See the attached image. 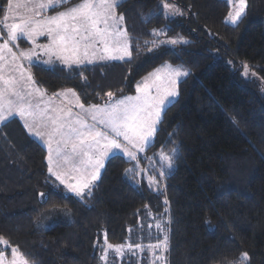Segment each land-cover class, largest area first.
<instances>
[{
  "label": "trees",
  "instance_id": "1",
  "mask_svg": "<svg viewBox=\"0 0 264 264\" xmlns=\"http://www.w3.org/2000/svg\"><path fill=\"white\" fill-rule=\"evenodd\" d=\"M7 1L0 0V15ZM166 1L181 8L180 18L165 17ZM120 5L116 12L125 17L131 50L139 49L129 63L82 72L35 65L31 72L48 92L72 89L83 104L93 105L108 100V92L112 98L134 94L136 82L166 62L190 70L179 83V102L167 111L155 146L146 152L156 162L159 154L170 158L179 148L163 189L158 186L162 193L136 185V173L126 174L134 163L122 155L106 163L89 198L66 195L60 186L54 190L46 149L14 118L0 127V236L28 264H101V232L108 243L123 244L140 212L163 198L169 210L167 264H264V93L243 81L239 69L248 64L264 81V0H246L235 26L225 22L226 0ZM166 26L168 36L188 43L148 51L153 31ZM40 193L49 194L47 203ZM50 210L68 211L70 221L36 230Z\"/></svg>",
  "mask_w": 264,
  "mask_h": 264
},
{
  "label": "snow or ice",
  "instance_id": "2",
  "mask_svg": "<svg viewBox=\"0 0 264 264\" xmlns=\"http://www.w3.org/2000/svg\"><path fill=\"white\" fill-rule=\"evenodd\" d=\"M12 3L13 0H8V10H11ZM228 3H238L235 13L229 11L226 18L227 22L236 25L244 14L246 0H228ZM69 4L70 0H34L31 16L21 18L19 23H0V29L7 30V38L0 44V84L3 85L0 87V126L18 117L28 134L38 138L47 147L48 155L45 159L49 177H54V190H59L62 185L66 195L73 194L83 201L90 197L97 186L96 182L100 180L106 163L113 158H120L117 153L126 156L128 161L137 162L135 168L126 169V174L139 170L140 157L137 153H145L155 146L156 135L167 111L179 102L178 83L190 73L182 64L173 67L166 62L136 82L135 95L112 99L113 93L108 92L110 99L103 106L93 104L87 109L77 97V106L83 111V115H74L71 108L65 110L42 107V99L34 103V93L43 92L31 73L26 74L20 70L25 67L18 63L20 58L28 61L27 67H35V56L38 62L51 70L59 67L63 71L75 66L81 68L82 72V66L92 65L94 62L129 63L133 59V51L139 55L138 47L130 50L129 35L121 24L125 19L124 15H117L120 0H80L73 6ZM61 8L63 10H58ZM49 9L55 14L48 15ZM163 9L165 17L169 19L182 14L181 9L169 3H164ZM7 19L6 13L4 21ZM167 31L170 29L166 26L165 29L154 30L152 35H166ZM40 37H46L47 42L38 43ZM20 40L30 42L32 47L14 52L13 47L19 48L17 42ZM187 43L183 37L177 36L163 41L153 40L151 46L146 44L145 47L151 52L161 47ZM41 56H46L47 59L39 60ZM5 69L9 73L7 77ZM17 71L19 76L13 75ZM67 92L76 96L72 89ZM54 95L59 96L60 93ZM53 140L57 144L55 149L52 147ZM178 152V147L173 149L167 166L169 170L173 167L171 161ZM153 159L155 157H143L146 165ZM160 177L169 178V173L162 170ZM55 181L59 185H55ZM154 183L155 177L149 182V187ZM39 195L41 202L47 203L49 194ZM164 203L167 205L168 201L165 200ZM167 211L165 208V212ZM157 227L162 234L167 231L163 224H158ZM105 244L107 249H114L117 253L124 249L123 244L114 246L107 240ZM0 245H4L5 250L11 248L13 259L10 264H27L23 259L17 260L18 249L11 247L9 241L2 236ZM128 247L131 249L133 246ZM134 247L141 249L139 243ZM147 247L166 253L169 237L163 235L162 240L150 243ZM243 255L247 258V253ZM4 258V251H0V264H4Z\"/></svg>",
  "mask_w": 264,
  "mask_h": 264
},
{
  "label": "rangeland",
  "instance_id": "3",
  "mask_svg": "<svg viewBox=\"0 0 264 264\" xmlns=\"http://www.w3.org/2000/svg\"><path fill=\"white\" fill-rule=\"evenodd\" d=\"M123 1L124 0H120V3ZM226 1L228 2V0H226ZM78 3L79 2H77L75 4H78ZM164 3H169L171 5H175L177 8L181 9L175 3H170L167 1ZM75 4H73V5H75ZM17 5L21 9L22 6L25 4L17 2ZM73 5H70V6H73ZM229 6H230V11L235 13V11L238 8V3H233L231 5L229 4ZM59 10H63V8H61ZM169 11H171V10H169ZM164 12H165V10H164ZM245 12H246V6H245V11H244V14L242 15V17L245 15ZM6 13H8V1H7V6L5 8L4 13L0 15V23L8 22V19H9V21H11V20H16V18H18L16 16V14H13V15L9 16L11 18H8L7 21H4V17L6 15ZM182 14H177L174 17H172L170 19L167 18V19L168 20L178 19L182 16ZM240 20L237 21V24L240 22ZM225 22L228 25L235 26V25H232L230 22H227L226 20H225ZM121 24H122V27H124L123 21L121 22ZM123 29L125 30V27ZM160 29H165V27L158 28L155 30H160ZM154 37H155V40H158V41H163L166 39L175 38V37L168 36V34L160 35V36H154ZM6 38H7V32L5 31V29H0V40L2 42H4V39H6ZM184 40H186L188 42L187 39L184 38ZM129 42H130V50H131L130 38H129ZM17 43L19 44V46L22 49H25V47H27V43L25 40H20ZM176 46H179V45H176ZM176 46H168V47L175 48ZM35 65H40V64L35 63ZM172 66L176 67L179 65H172ZM245 66H247V68H245ZM29 68H30V72H31V67H29ZM184 69L187 70L190 74L192 73L186 67H184ZM239 69H240V76H241L243 81H245L246 83H249L251 85L256 86L257 88H259L261 90L262 93H264V81L256 74V72L254 70H252L249 67L248 64L243 63ZM31 74H32V72H31ZM5 76H6V74H5ZM32 76H33V74H32ZM185 78L186 77L182 78V80ZM179 83H178V87H179ZM0 87H3V85L0 84ZM66 90H68V89H66ZM62 91H64V90H62ZM135 94H136V92L134 93V95ZM118 98H120V97H117L116 99H118ZM112 99H114V98H112ZM108 100H106L105 102H107ZM105 102H103V103L105 104ZM103 103H101V104H103ZM146 152L142 153V154L137 153V155L140 157V162H139V170L136 172V175H135L136 178H135L134 183H136V185L141 186V187H142V184L146 183L148 192H152L155 196H158L159 194L162 193V190L161 189L159 190L158 186L161 187L162 189L164 187V179H162L160 177V172L163 170V171L169 173L173 169V167L171 168V170L168 169L167 166H168L170 160H169V157L167 155H164V154H159L156 162H151V161H153V160H151L146 165L144 160H143V157L146 156ZM117 155H122V154L117 153ZM124 157L127 159L126 156H124ZM152 157H154V156H152ZM133 163H134V166L132 168H135L137 162L133 161ZM171 163H172V161H171ZM157 164H159V166H157ZM141 176H143L144 178H142ZM153 177H155L156 183H154L152 185V187L150 188L149 182L152 180ZM159 201H160V204H158L157 206L148 205L142 210V212H140L137 225L128 229V237H127L126 241L123 243L124 249L121 253L115 252L114 249H107V245L105 244L106 233L104 230L101 232L99 240H98V247H99V251H100L101 264H167L168 263L167 262L168 251L166 253H161V251L159 249L151 250L147 247L148 244H150V243H157L158 241L162 240L163 235H167L169 237V210L167 212H165V208L168 209V207H167V205H165V203H164L165 200L163 198L160 199ZM67 213H68V211H66V210H55V211L50 210L48 212H44L42 217L37 221L35 229L38 231H45V230L50 229L52 226H54L58 223H67L70 221L69 214H67ZM158 224L165 225L167 228V231L162 234L160 229L157 227ZM137 243H139L141 245V249H136L134 247L135 244H137ZM118 245H120V244H118ZM129 245H132L133 247L130 249L128 247ZM114 246H116V245H114ZM3 249H5V246L0 245V250H3ZM6 251L9 252L11 254V256L10 257L4 256L5 257L4 258V264H10V261L13 259V255L11 253V248H8ZM4 253H5V251H4ZM102 256L104 258H102ZM157 257H160V258L157 259ZM16 258H17V260L23 259L21 257V255L19 254V252H18V255Z\"/></svg>",
  "mask_w": 264,
  "mask_h": 264
},
{
  "label": "crops",
  "instance_id": "4",
  "mask_svg": "<svg viewBox=\"0 0 264 264\" xmlns=\"http://www.w3.org/2000/svg\"><path fill=\"white\" fill-rule=\"evenodd\" d=\"M71 1V0H70ZM17 2H20L22 4H25L22 6V8L20 9L17 5ZM33 4H34V0H13V3H12V7H11V10H8V13H7V16L8 18H11L9 16L13 15V14H16V16L18 18H16V20H11L9 21L8 19V22H5V23H8V24H12V23H19L21 18H24V17H28V16H31L32 15V11H33ZM48 15H53L55 14L51 9L48 10L47 12ZM118 15V14H117ZM123 25H124V21H123ZM124 28V27H123ZM7 32V30H5ZM47 42V38L46 37H40L39 40H38V43H46ZM3 42L0 40V44H2ZM27 47H25V49H22L20 46L19 48H16V47H13V51L14 52H19V50H27L29 48L32 47L31 43L30 42H27ZM12 45L10 44V47ZM37 51H39V49H37ZM4 55L7 57L8 54L7 52L4 53ZM42 59H47L46 56H41L39 57V60H42ZM54 59V58H53ZM33 62L34 63H39L40 65H43L45 66L43 63H40L38 62V58L37 57H33ZM112 62H119V61H112ZM4 63H7V61H4ZM18 63L21 64V65H24L25 67L20 69L21 71H25L26 74L27 73H31L30 72V68L27 67L28 65V61L23 59V58H20L18 60ZM58 63V62H57ZM107 63H111V62H94L92 65H86V66H82V67H88V66H94V65H100V64H107ZM46 67V66H45ZM73 68H76L75 66H73ZM5 74L7 77L9 75L7 69H5ZM13 75L15 76H19V71H17L16 73H13ZM32 75V74H31ZM34 78V77H33ZM34 80L36 81L37 85L39 86V88L42 90L43 94L40 93V92H36L34 93V103L36 100H41L42 99V107L44 106H47L49 108H64L65 110L67 108H71L72 109V112L73 114L75 115L76 113H81L82 115L84 114L83 111L77 106V94L76 96H73L72 93L70 92H67V90H64V91H60V95L59 96H55L54 94L55 93H50L48 92L43 86H41L37 80L34 78ZM134 95V94H132ZM123 97V96H122ZM121 98V97H120ZM116 99V98H114ZM109 101V100H108ZM79 102L82 103L79 99ZM83 104V103H82ZM104 104V103H103ZM103 104H98V105H101L103 106ZM85 105V104H84ZM89 105H85V109L88 108ZM16 119H18L23 127V122L18 118V117H14ZM13 118V119H14ZM29 119H31V117H29ZM89 123H92L91 120L88 121ZM1 127V126H0ZM25 130V129H24ZM25 132L27 133V135L33 139V140H36L38 143H40L47 151V147L46 145H44L38 138H35L33 136H30L28 134V132L25 130ZM52 147L53 149H55L57 147V144H56V141L53 140V144H52ZM47 155H48V152H47ZM55 163V161H54ZM103 172V170H102ZM51 179L54 181V177H51ZM98 182V181H97ZM96 182V184H97ZM55 183L57 185H59V182L58 181H55ZM60 187L63 189V186L60 185ZM64 190V189H63ZM64 192L66 193V190H64ZM69 195H73V194H69ZM74 196V195H73ZM0 251H5L4 253V256H11V254L9 252H7L5 249L3 250H0ZM6 254V255H5Z\"/></svg>",
  "mask_w": 264,
  "mask_h": 264
}]
</instances>
